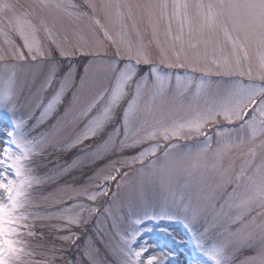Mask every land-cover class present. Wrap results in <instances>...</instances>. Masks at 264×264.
Here are the masks:
<instances>
[{
    "label": "snow or ice",
    "instance_id": "6c2138e0",
    "mask_svg": "<svg viewBox=\"0 0 264 264\" xmlns=\"http://www.w3.org/2000/svg\"><path fill=\"white\" fill-rule=\"evenodd\" d=\"M0 15L6 18L0 20L4 44L0 63L41 61L54 53L65 58L93 57L78 85L71 69L57 77L49 68L39 80L33 92V119L40 127L53 117L58 121L48 136L38 142L9 132L15 150L0 148V165L5 169L0 173V264H59L64 250L81 239V232L73 229L98 218L101 207L92 205L101 198L105 202L111 198L117 205L122 194L143 196L152 184L181 201L189 223L205 219V233L221 232L222 239L207 253L214 264H238L233 252L249 245L256 247V254L239 264H264V0H31L26 7L15 0H0ZM145 32L159 48L161 65L216 77L246 76L262 86H233L214 94L203 80L171 78L155 67L147 79H137L136 66L155 64L143 43ZM105 42L114 49L111 56L103 51ZM112 59L126 60L127 65L115 66ZM0 85L2 93L10 95L16 77L8 73L0 77ZM69 92H74L72 102L57 116ZM117 108L122 109L120 128L105 148L111 144L113 152L135 150L130 160L124 156L110 162L79 188L58 186L42 197L52 210L29 211L41 206L34 196L41 186L56 184L62 174L82 166L78 157L41 176L32 167L38 152L45 150V144L59 153L88 148L86 142L103 130ZM225 122H242L245 137L237 138L234 147L247 145V151L227 167L219 160L224 149H213L210 144L181 156L169 151L176 144L166 145L163 162L157 155L160 143L141 148L153 140L210 139L208 132L213 128L217 135L227 131L220 127ZM22 125L23 121L16 123L17 128ZM68 129L74 131L65 136ZM99 151L93 148L84 155ZM136 164L140 169L134 168ZM181 172L187 174L185 185L173 191L172 181ZM113 220L119 222L115 213ZM37 221L49 229V240L55 234L59 243L34 245L33 241L45 236L35 230ZM50 221L54 223H46ZM114 227L109 224V230ZM135 238L124 234L118 239L120 264H137L143 255L144 249H127ZM194 238L200 246L204 236L197 233ZM98 247L96 241V247L80 249L84 264H99ZM38 248L43 249L42 260L35 259ZM161 259L152 256L145 264H160Z\"/></svg>",
    "mask_w": 264,
    "mask_h": 264
},
{
    "label": "rangeland",
    "instance_id": "374dc122",
    "mask_svg": "<svg viewBox=\"0 0 264 264\" xmlns=\"http://www.w3.org/2000/svg\"><path fill=\"white\" fill-rule=\"evenodd\" d=\"M18 5L25 7L31 0H15ZM0 20L6 18L0 15ZM175 30V25H174ZM80 35L84 39L88 36L83 32ZM43 39V37H41ZM143 43L148 47V51L155 61L154 65H138L133 71L136 78L147 79L150 74L155 70L162 75L175 78H191L196 82L201 80L207 82L211 86V91L214 94L223 93L225 90L233 86H240L246 89H254L261 87L259 80L249 81L247 77H216L200 73H192L188 68L174 67L169 68L161 65L159 62V48L154 42L150 43V33L145 32ZM16 42L20 43L18 37ZM46 44L47 41L45 40ZM4 46L3 36L0 34V47ZM108 42H105L104 52L108 56L112 55V51ZM93 62V57L89 55H77L71 58L60 57L58 53H54L50 59L41 61H19L13 63H0V77L8 73H12L16 77V86L10 95L2 93V85H0V148L4 146L11 147L15 150L13 144V137L10 138L8 132H12L17 138H24L27 140L41 141L42 137L48 136L58 122L56 117H53L46 125L38 126V121L33 117L36 115L34 107L33 92L38 87L39 80L47 72L49 68L55 70L57 77H62L66 71L71 69L73 81L75 84L80 83V79L86 74L85 69ZM111 63L115 66L124 67L127 65L126 60L112 59ZM255 64V59H254ZM247 71V66H245ZM74 92H69L63 97L64 104L59 107L57 116H61L68 106L71 104ZM127 101L122 102V106H126ZM55 107V106H54ZM254 114V113H253ZM122 117V109L117 108L113 113V118L108 122L102 131L97 136L86 142L89 146L85 148L81 146L73 149L71 152L59 153L55 147L44 145L45 150L38 152L33 162L34 171L45 176L54 172L55 168L59 165L70 162L78 157L82 160V166L74 169L68 174L63 176L57 181L56 184H45L34 193L38 203L41 205L39 209H30L29 211H40L44 213L46 210H52L49 207V202L42 199L47 196L49 192L54 191L58 186L70 184L75 188L86 185L90 179L99 171L105 169L109 163H114L116 160L124 156L130 160V156L134 154L135 150L128 149L126 152H113L112 145H105L107 141L112 138L120 128ZM18 121H23L20 128L16 127ZM83 127V125H80ZM227 131H222L217 135L215 128L209 130L208 135L210 139L204 137H196L194 140H178L171 141H150L142 147L149 146L150 143H160L161 150L157 152L160 156L159 162H163V147L169 144H176L175 150L169 148L174 155L181 156L190 152H194L205 144H210L213 149H224L222 155L219 157L220 163L227 167L229 163L235 160L242 152L247 151V145H241L239 148L234 147L237 143V138L243 139L245 133L243 131L242 122L234 123L231 125L225 124L220 126ZM74 129H68L64 135L67 136ZM249 136L251 133L249 132ZM230 137V139H229ZM255 143H260L256 139ZM100 149L99 154H89L85 156L84 153L90 149ZM258 162V161H257ZM191 163H195L192 161ZM150 166V165H149ZM134 168L140 169V165H134ZM122 171L124 169H121ZM5 169L0 165V173ZM186 173H179L172 181L173 191L182 188L186 182ZM94 190V189H93ZM113 191H115V183H113ZM85 203H90L84 201ZM72 203V202H69ZM117 205H113L111 198L105 202L102 198L97 201L94 207H101L98 218H94L89 227L86 225L82 229H73L76 231L84 232L85 235L81 236L80 241H77L74 246L66 248L63 255V260L59 264H84L80 249H87L89 246L96 247V241H99L96 259L99 264H120L122 257L116 251L119 245L118 239L126 236L134 235L136 238L127 245L129 252L144 249L143 255L137 264H145L147 259L152 256L161 257L160 264H214L212 258L207 254L210 246L216 241L222 239L220 231H210L205 233L207 221L201 219L195 223H189L186 219V209L179 200H175L169 196L167 190L162 188L159 184H152L147 186L143 196L123 195L121 199L116 201ZM120 204V209L118 207ZM79 209H77L78 211ZM113 213L119 217V222L113 220ZM107 215V219H106ZM54 223V221L46 222ZM109 224H114L115 227L109 230ZM38 233H45L43 240H35L33 244H49L55 241V234H52V240H49V229L42 226L41 222H36V229ZM103 231V235L101 234ZM114 232L116 236H114ZM197 233L204 236V239L199 241L194 238ZM187 244V245H186ZM195 251L190 250L189 246ZM38 255L35 257L37 260L44 259L43 255L39 253L43 249L38 248ZM256 247L249 245L241 248L237 252H233L232 258L239 262L245 260L246 257L256 254ZM195 255V256H194ZM189 261V262H188ZM231 264V262H230Z\"/></svg>",
    "mask_w": 264,
    "mask_h": 264
}]
</instances>
